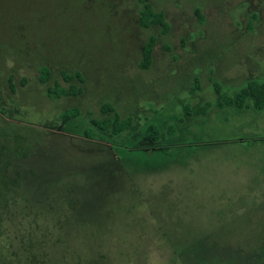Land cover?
Listing matches in <instances>:
<instances>
[{
  "label": "rangeland",
  "instance_id": "obj_1",
  "mask_svg": "<svg viewBox=\"0 0 264 264\" xmlns=\"http://www.w3.org/2000/svg\"><path fill=\"white\" fill-rule=\"evenodd\" d=\"M1 1L0 264H264V111L214 88L264 82V0H148L167 34L139 0Z\"/></svg>",
  "mask_w": 264,
  "mask_h": 264
},
{
  "label": "trees",
  "instance_id": "obj_2",
  "mask_svg": "<svg viewBox=\"0 0 264 264\" xmlns=\"http://www.w3.org/2000/svg\"><path fill=\"white\" fill-rule=\"evenodd\" d=\"M65 1L61 0L60 4ZM86 1V0H85ZM84 0H82V8L84 9H93L96 8H102L103 6L110 7L108 3H106V0H93V4L91 7L86 8L84 6L85 3ZM0 2H2L0 0ZM139 2L142 4V10L140 13V26L144 29H149L152 26H159L162 28V32L164 34H167L169 30V24L166 21L164 12L155 11L151 4H149L148 0H139ZM112 9V8H111ZM110 11V10H109ZM15 39L21 38V36H14ZM22 39H24V42L28 44H33L31 41L26 42V38L22 36ZM9 41H4L1 43L0 47H8ZM7 42V43H5ZM156 45V38L154 36H151L149 40L144 44L142 49V62L140 63V68L143 70H147L151 67L152 64V58H153V52ZM34 46V44H33ZM50 70L47 67L42 68V82L47 83L50 78ZM64 79L67 82L73 81L75 78H78L81 80V76L79 73H76L73 76L70 75H64ZM198 80L196 82V88L198 89ZM215 88V94L217 96V106L219 109H223L225 106L231 107L235 109V112L241 113L242 111L246 110L247 108H250L254 110L255 112H262L264 111V82H258V81H251L247 84L246 87L241 89L238 93H236L234 96H227L222 92V89L218 83H214ZM80 91L76 90L74 86L70 87L68 90H65L63 88H60L59 86H56L54 89H48V96L50 98H61V97H69V96H76L78 95ZM102 111L104 113H111L112 117H105L102 120H95L92 119L90 121L92 127H96L98 130L102 132L110 131L113 134H119L122 131L126 130L128 127L131 126V119L128 118L126 120H122L120 118V115L116 112V110L111 105H104L102 108ZM78 111L71 109L68 110L65 114L66 120L76 118L78 116ZM204 114V110H201L199 112V116ZM88 138L89 133L86 132ZM147 135L150 137V139H153L154 141L158 139L159 132L156 128L150 127L147 131ZM15 144V143H14ZM22 147L16 146L13 148L12 154L7 156L5 159H12L15 160L16 158H24L27 154L22 152ZM3 154L0 152V162L3 159ZM7 164V163H6ZM8 165V164H7ZM9 166V165H8ZM9 201V200H8ZM7 203V202H6ZM5 203V204H6ZM1 228V227H0ZM0 246H4V244L0 241ZM5 250L3 251V253ZM2 253V251H1ZM2 253V254H3ZM28 259V258H27ZM33 260V259H32ZM35 260V259H34ZM37 264V261L35 260V263Z\"/></svg>",
  "mask_w": 264,
  "mask_h": 264
}]
</instances>
